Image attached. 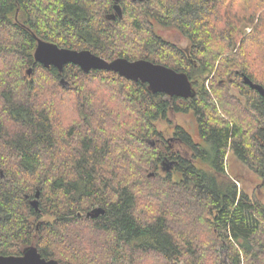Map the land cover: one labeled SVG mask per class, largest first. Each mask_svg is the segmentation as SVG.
Listing matches in <instances>:
<instances>
[{"label": "trees", "instance_id": "obj_1", "mask_svg": "<svg viewBox=\"0 0 264 264\" xmlns=\"http://www.w3.org/2000/svg\"><path fill=\"white\" fill-rule=\"evenodd\" d=\"M113 4L0 0V255L32 245L64 264H148L151 255V264H264V203L224 161L231 148L264 186V93L243 80L264 91V0H119L112 19ZM153 19L189 48L161 38ZM37 39L162 64L186 73L196 94L169 97L71 63L46 68ZM172 109L194 115L202 141L175 126L201 158H184L177 180L162 168L174 148L158 126ZM96 207L105 212L87 217Z\"/></svg>", "mask_w": 264, "mask_h": 264}, {"label": "water", "instance_id": "obj_2", "mask_svg": "<svg viewBox=\"0 0 264 264\" xmlns=\"http://www.w3.org/2000/svg\"><path fill=\"white\" fill-rule=\"evenodd\" d=\"M145 1V0H133ZM119 0H114V13L110 18L114 19L117 15L122 16L121 7L118 4ZM34 58L44 67H56L59 71L68 64H74L88 73L91 70L101 69L113 71L118 75L132 81H140L147 84L148 89L153 93H163L169 97L192 98L196 91L192 86L189 76L184 72H177L162 64L153 63L146 59L128 60L123 57H118L110 61L92 53L87 49L77 50L37 39L34 50ZM29 72V70H28ZM245 83L252 88L264 93L261 86L254 84L248 77L243 76ZM151 144H154L151 142ZM169 168L166 167V169ZM153 173H149L152 176ZM39 191L34 194V198L30 201V205L37 209ZM105 211L101 207H96L90 210L86 216L96 217L103 214ZM0 264H64L56 259H46L40 255L35 246L29 245L23 248L20 255H0Z\"/></svg>", "mask_w": 264, "mask_h": 264}, {"label": "rangeland", "instance_id": "obj_3", "mask_svg": "<svg viewBox=\"0 0 264 264\" xmlns=\"http://www.w3.org/2000/svg\"><path fill=\"white\" fill-rule=\"evenodd\" d=\"M153 26L155 32L163 39L170 41L177 45L180 49L189 48V40L181 34L177 29L172 27H165L155 22L153 19ZM249 30V27L245 29ZM213 76V77H212ZM219 79L218 76H214L212 73L204 81V87L212 92L211 85L213 78ZM234 83V81H232ZM228 86V93L238 95L239 88H234L232 83H226ZM165 95V94H164ZM213 99L216 100L215 96L212 95ZM69 118V117H68ZM68 119H64L66 122ZM63 122V121H62ZM63 122V123H64ZM176 125L182 126L193 138L198 139V126L197 119L191 112H183L180 110H171L168 114V118H163L158 121L159 129L164 132V136L169 138L173 136ZM225 165L227 166V172L230 176L237 179L238 188L244 189L252 198L257 199L259 202L264 203V186L260 180L256 177L252 170L248 168L244 163L237 162L236 159L229 152L226 157ZM237 176V177H236ZM175 180L179 178L177 174H173ZM159 258V257H158ZM143 261V258H141ZM157 260V256H150L147 261L148 264L153 263ZM158 264V263H157Z\"/></svg>", "mask_w": 264, "mask_h": 264}, {"label": "flooded vegetation", "instance_id": "obj_4", "mask_svg": "<svg viewBox=\"0 0 264 264\" xmlns=\"http://www.w3.org/2000/svg\"><path fill=\"white\" fill-rule=\"evenodd\" d=\"M192 139L196 143H202V141H198L199 137H198V139H195L192 137ZM167 140L170 142L172 141V143H173V144L172 143L171 144L174 148V155H173L174 157L172 158L173 161L172 160L171 161H167V160L162 161V164H163L162 168L163 169H166V167H167V168H169V170H173V171H175V174H177V173H180L179 168H180V165H181L184 158H187V159L193 161L195 164L198 162H201V158L199 157V155H197L195 152H190L183 147V140L181 139V137L179 135H175V136L173 135L172 137L167 138ZM229 152L232 154V156L236 159L237 162L239 161L243 164V162L240 160V158L234 153V151L231 148H229L227 150L225 159H226L227 154ZM225 159H224V161L226 162ZM225 171L227 172V166L226 165H225ZM231 178L234 179V177H232V176H231ZM30 201H31V199L29 200V202Z\"/></svg>", "mask_w": 264, "mask_h": 264}]
</instances>
